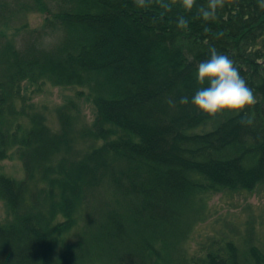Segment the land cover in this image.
<instances>
[{
  "label": "trees",
  "instance_id": "trees-1",
  "mask_svg": "<svg viewBox=\"0 0 264 264\" xmlns=\"http://www.w3.org/2000/svg\"><path fill=\"white\" fill-rule=\"evenodd\" d=\"M78 1L84 4L83 8L45 11L48 16L41 22L44 31H36V35H44L45 29H60L65 39L54 48L23 52L9 44L0 53V159L8 157L13 147L21 149L27 179L31 180L29 190L39 184V179L49 182L51 192L56 189L72 195L77 186L96 187L104 183L115 190L117 205L103 209L101 220L87 230L79 246H71L68 253H57L55 249V257L54 245L69 224H50L54 212L39 211L32 195L24 191L25 183L16 186L0 174V198L16 218L15 223L0 226V234L14 242L0 244V264H85L91 259L96 261L94 264L99 260L103 264H148V252L160 258L151 247L155 240L173 243L181 234L185 237L180 223L185 212L195 207L190 200L196 198L199 187L206 184L210 189L223 185V189H252L258 186L259 174L263 172L259 178L264 176V149L260 150L264 147V116L219 113L232 120L222 126L216 122L219 114L209 117L192 104L178 105L177 96L187 91L191 100L193 94L188 86L198 84L197 64H188L200 58L199 49L191 50L183 35L171 44L157 42L156 32H172L171 24L179 23L181 17L190 23V14L180 0H147L143 7L135 0H114L117 4L111 9L106 7L113 0ZM204 1L195 0L194 6ZM237 2L232 0L230 4L234 7ZM262 10V23L245 26L248 31L231 44L228 52L246 76L244 80L256 106L264 112V6ZM82 22L86 23L87 34L80 33ZM184 33L201 38L189 27ZM180 55L188 63L175 61V56ZM92 62L102 64L108 74L98 79L86 77L84 66ZM161 65L175 69L177 74L168 76ZM72 66L73 74H61ZM155 78L162 80L154 83ZM45 79L62 86L84 87L89 81L117 84L109 85V93L97 96L96 128L104 138V146H92L89 158H96L92 164L88 163L86 152L77 158L75 150L62 142L65 139L48 136L38 125L20 137V119L30 118L22 104L27 86ZM85 89L90 98L95 88ZM168 100L175 103L173 122L166 114L172 108ZM109 105L120 107L123 121L106 116L105 107ZM137 119L150 124L153 130L133 135L125 124ZM34 121L40 124L43 119L37 115ZM193 122L200 124V129H186ZM159 124L163 127L154 128ZM245 126L252 133L247 137L241 132ZM227 140L229 146L225 144ZM253 143H257V149L248 152ZM177 151H183L184 159L178 167L186 170L184 175L170 172L161 178V173L169 169L168 162L179 163ZM58 153L64 156L56 161ZM238 167L248 170L236 177ZM246 182H251V186L243 185ZM84 206L87 208L85 202ZM67 213L71 215L70 210ZM92 221L93 216L89 217ZM139 222L144 231L136 226ZM19 248H24L25 257L31 262L24 255L17 257ZM162 256L164 260H176L173 253L163 252ZM251 259L253 262H247ZM259 260H264V250L252 246L246 252H238L228 243L222 252H208L201 259L186 256L185 264H259Z\"/></svg>",
  "mask_w": 264,
  "mask_h": 264
},
{
  "label": "rangeland",
  "instance_id": "rangeland-1",
  "mask_svg": "<svg viewBox=\"0 0 264 264\" xmlns=\"http://www.w3.org/2000/svg\"><path fill=\"white\" fill-rule=\"evenodd\" d=\"M70 7L83 8L84 4L78 0H69L65 6L61 0H0V53L9 44L23 52L31 49L40 51L42 48H54L64 38L60 29H45L46 33L40 37L36 35V31H44L41 22L48 16L45 13L47 8L52 11L54 9L67 11ZM52 83L48 79L34 81L33 84H28L26 81L30 86H27L22 104L30 112V118L20 119L22 124L20 137H24L35 125H38L48 136L65 139L67 142H62L75 150L74 156L77 158L82 157L86 152L88 163L92 164L96 160L89 158L92 146L95 148L104 146V138L96 128L99 110L97 96L109 93V85L117 84H93L89 81L82 87ZM88 86L95 88L90 98L88 90L85 89ZM16 108L21 110L20 106ZM37 115L43 119L40 124L34 121ZM263 149L264 147L260 150ZM20 152L19 147H13L8 151V157L4 156L0 159V174L13 180L16 186L25 183L24 191L35 199L36 208L42 213L54 212L50 224H69L64 236L54 245L53 251L55 257V249L57 253H68L71 246L81 244V239H84L88 229L98 224L103 209H114L117 205L115 190L103 183L96 187L77 186L74 195L56 189L51 192L49 182L43 179H39V184L29 190L27 186L31 188V180L27 179ZM63 156L58 153L56 161ZM238 168L236 177L242 176L244 171L248 170ZM213 176L215 175L208 179H212ZM259 176L258 186L252 189H223L225 186L223 185L214 187V190L208 188L209 185L206 184L199 187L200 191L196 192V198L190 200L195 207L185 212L180 223V229L185 233V237L183 238L181 234L173 243H167L162 239L155 240L151 247L159 252L161 259L148 252V264H185L186 256L201 259L208 252H222L224 245L228 243H232L238 252H246L252 246L264 250V176L263 178ZM250 184L251 182L243 183L249 187ZM69 210L71 215H66ZM84 215L88 216V221ZM91 216L93 221L89 222ZM12 222L15 223L16 218L0 198V226ZM141 223L136 226L144 231ZM163 252L173 253L176 260L162 259ZM259 261V264H264V260ZM95 262L91 259L85 264ZM97 263L103 264L100 260Z\"/></svg>",
  "mask_w": 264,
  "mask_h": 264
},
{
  "label": "bare ground",
  "instance_id": "bare-ground-1",
  "mask_svg": "<svg viewBox=\"0 0 264 264\" xmlns=\"http://www.w3.org/2000/svg\"><path fill=\"white\" fill-rule=\"evenodd\" d=\"M98 1L100 2V0H98ZM68 2H69V0H61V3H63L64 6ZM231 2H232V0H225V6L222 9L217 10L215 18L207 20V21H205L202 18V16L199 14V9L207 6V0L202 2L199 6H194L191 9V11H188V13L190 14L189 15V17H190L189 22L190 23L188 24V27L190 28V30H194V32H198L201 35V38L195 37V36L191 35V33L190 34L184 33V29L178 27V23H172L171 24V27L173 29V30H171L172 32H168V33L164 32L163 33V30H157V32H156V34L158 35L157 36V40H158L157 42L170 43L171 44L173 41L181 38L183 35V41L190 45L191 50L199 49L198 56L200 58L193 60L192 62L190 61L188 65L197 64L196 66H198V64L201 61H204V60L210 58L209 49L214 47L218 53H222L224 55H227L234 62V66L239 71V67H237V62L234 61V58L229 54L228 51L230 49L231 44L236 43L238 40L242 39L243 38L242 36L245 34L246 31H248V29L245 26L250 25L253 27L254 25L258 26L262 23V21H261V18L263 16V10H262L263 6L262 5L264 4V0H239V2H237L234 7H232V4H230ZM116 4H117L116 1H114V0L110 1L109 5L106 8L111 9V7H113V5H116ZM102 13H103V10H102ZM250 26H249V28H250ZM87 31H88V28L86 26V23L82 22L80 33H82V34L86 33L87 34ZM74 38H75V40L78 41L79 40L78 34H76L74 36ZM151 51H153V49ZM175 58L178 59V60L175 59V61H179L182 63L186 62L182 56L181 57L175 56ZM147 61L149 62L148 58H147ZM186 63H188V62H186ZM161 67L163 68L164 72L167 73L168 76H174L177 74V71L175 69H173L167 65H161ZM104 68L105 67H103L102 64L92 62V63L84 66V75L86 77L89 76V77L96 78V79L102 78L106 74H108ZM73 71H74V67L72 66L69 69L62 71L61 74L63 76H68L70 74H73ZM104 73H106V74H104ZM239 73H240V71H239ZM240 75L243 77V79L246 78V76L244 74L240 73ZM161 80H162L161 78H155V79H153V82L157 83V82H160ZM203 86H207V84H205ZM201 87H202L201 85L195 84L194 86L189 85L188 89L194 95L196 93V91ZM184 96L188 97L187 91L177 96L176 100L178 101V105H181L179 103V101H180V98L184 97ZM189 100H190V97H189ZM112 106L113 105H109V106L105 107L106 116L107 117H113L114 119H120V113H121L120 107L118 108V107H112ZM181 106H183V107L191 106V103L189 102V104L181 105ZM240 112L247 113V115H251L252 113H257L260 117L264 116V112L261 110V108H258V106H256V103L254 105L246 107L244 110H242ZM174 113H175V108H173V107L169 108L166 111L167 116H169V118H171L170 122H173L175 120V118H173ZM225 114L228 115L229 113L225 112ZM232 114L233 113H230V115H232ZM161 117H164V116H161ZM120 120L123 121L122 119H120ZM216 122H218L222 126H226L229 123H231L232 120H229L226 117H224L223 115L219 114L216 117ZM195 123L196 122L190 123L189 125H187L186 129H188V130L195 129V128L200 129V127H201L200 124L195 125ZM125 125H126L127 129L131 133H133V135H138L144 131L148 132L149 130H153V129H151L150 124L142 122L139 119H137L133 123H127ZM162 127H163L162 124H159L158 126H156L154 128H162ZM155 130H157V129H155ZM241 132L243 133V135L245 137L252 134L247 126L242 128ZM259 137H262V136L259 135ZM186 142L189 143L190 140L186 141ZM237 142L240 146L242 145L241 141L237 140ZM1 144L2 143H0V146H1ZM225 144L227 146H229L230 140L225 141ZM257 146H258L257 143H253V147L251 146V148L248 149L247 151L250 152L251 149L256 150ZM240 151H241V153H243L245 150L243 149V147H241ZM142 152L145 153V149H143ZM177 153L180 154L179 155L180 156L179 163L168 162L167 166L169 169L167 171H163L161 173L163 175V176L161 175V178L170 172H173L174 174H176L180 177H182L184 175L186 170L182 169L181 167H178V165H180L184 159V157L182 156L183 151H177ZM152 157H149V158L152 159ZM131 159L133 160L134 158H131ZM11 243H14V242L10 239V237L3 236L0 234V244L1 245L11 244ZM25 254L26 253H25L24 248H19L17 250V257L22 258L23 255L25 257ZM25 259H27L28 262H31V259H28L26 257H25ZM0 261H1V258H0Z\"/></svg>",
  "mask_w": 264,
  "mask_h": 264
},
{
  "label": "clouds",
  "instance_id": "clouds-1",
  "mask_svg": "<svg viewBox=\"0 0 264 264\" xmlns=\"http://www.w3.org/2000/svg\"><path fill=\"white\" fill-rule=\"evenodd\" d=\"M147 0H135V3L141 7ZM181 5L186 11H191L195 5V0H180ZM225 6V0H207V6L199 9V14L207 21L214 19L218 9ZM264 6V5H262ZM178 27L186 29L188 22L181 17ZM210 58L201 61L197 66L196 79L202 87L191 97L184 96L180 98L181 105H187L189 102L199 111L214 117L219 113H239L246 107L256 103L251 89L246 81L240 75L234 62L222 53H218L213 47L209 49ZM207 84V86H203ZM169 106L174 107L175 103L168 100Z\"/></svg>",
  "mask_w": 264,
  "mask_h": 264
}]
</instances>
